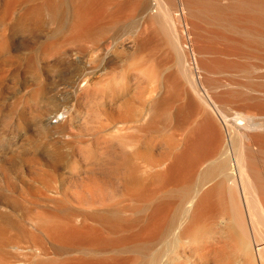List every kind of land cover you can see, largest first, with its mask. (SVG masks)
Segmentation results:
<instances>
[{
    "label": "rangeland",
    "instance_id": "1",
    "mask_svg": "<svg viewBox=\"0 0 264 264\" xmlns=\"http://www.w3.org/2000/svg\"><path fill=\"white\" fill-rule=\"evenodd\" d=\"M76 1L0 0V264H264L260 215L250 216L251 247L218 217L202 238L188 220L195 241L180 238L191 202L168 172L185 134L168 112L196 96L202 107L188 129L210 117L227 130L211 96L214 79L236 82L238 94L264 95V67L212 72L207 82L188 26L181 43L183 30L168 15L163 39L142 53L138 36L150 10L105 28L74 24ZM161 60L176 89L164 94L167 114L150 123L157 84L139 69L154 71ZM125 84L135 96L127 113L119 102ZM245 105L237 97L225 107L237 113ZM216 208L228 214L224 203Z\"/></svg>",
    "mask_w": 264,
    "mask_h": 264
},
{
    "label": "bare ground",
    "instance_id": "2",
    "mask_svg": "<svg viewBox=\"0 0 264 264\" xmlns=\"http://www.w3.org/2000/svg\"><path fill=\"white\" fill-rule=\"evenodd\" d=\"M74 9V24H98L105 28L124 25L139 11L150 10L138 36V48L142 53L163 39L170 15L176 26L182 30L188 26L193 35L194 49L200 55L197 63L205 72L207 82L212 72L251 73L255 68L264 67V0H77ZM184 38L183 30L181 43L185 42ZM143 58L147 60L149 55ZM164 68V60H161L154 71L148 66L139 69L142 79L157 84L151 92L153 102L147 111L150 123L165 112L166 91L170 90L172 95L176 89L172 87L174 78L165 73ZM214 80L211 96L221 109L227 130L210 117L188 129L189 122L202 107L196 96L181 108L168 112L171 121L177 120V131L185 130L183 138L173 145L174 152L168 165L170 179L185 183L184 198H190L191 202L181 221L180 238L195 241L193 230L185 226L188 220L196 224V235L202 238L208 230V220L218 217L231 222L239 242L251 247L254 233L250 216L264 217V131H258L264 130V121L257 118L264 113V95L249 91H242L240 93L244 95H241L236 82ZM122 88L125 92L119 102L127 113L133 106L131 96L134 94L129 84ZM216 88L220 90H214ZM237 97L247 105L237 107V113H232L225 104ZM124 149H128L126 143L122 145L121 153ZM208 183L211 184L209 188L206 187ZM222 203L228 207L227 215L216 208ZM167 211L168 207L159 209L151 224L161 222ZM48 229L47 233L50 235L51 231L56 238L67 236L63 230ZM260 246L263 249L264 243Z\"/></svg>",
    "mask_w": 264,
    "mask_h": 264
}]
</instances>
